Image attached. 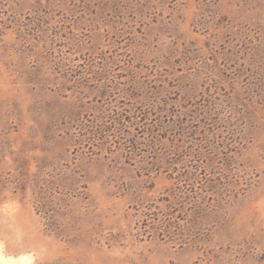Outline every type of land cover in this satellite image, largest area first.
I'll return each instance as SVG.
<instances>
[{
    "label": "rangeland",
    "instance_id": "obj_1",
    "mask_svg": "<svg viewBox=\"0 0 264 264\" xmlns=\"http://www.w3.org/2000/svg\"><path fill=\"white\" fill-rule=\"evenodd\" d=\"M0 264H264V0H0Z\"/></svg>",
    "mask_w": 264,
    "mask_h": 264
}]
</instances>
